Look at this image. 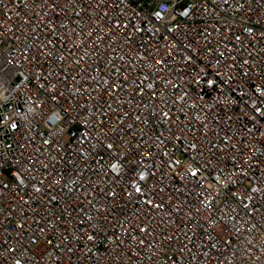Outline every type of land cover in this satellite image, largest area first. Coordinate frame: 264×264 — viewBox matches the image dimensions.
I'll return each instance as SVG.
<instances>
[{"label":"built area","instance_id":"built-area-1","mask_svg":"<svg viewBox=\"0 0 264 264\" xmlns=\"http://www.w3.org/2000/svg\"><path fill=\"white\" fill-rule=\"evenodd\" d=\"M0 264H264V0H0Z\"/></svg>","mask_w":264,"mask_h":264}]
</instances>
